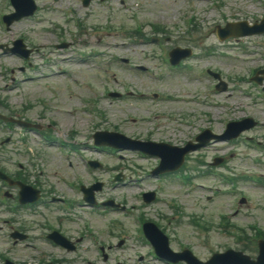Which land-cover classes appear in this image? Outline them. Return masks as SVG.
Returning <instances> with one entry per match:
<instances>
[{
    "label": "rangeland",
    "instance_id": "obj_1",
    "mask_svg": "<svg viewBox=\"0 0 264 264\" xmlns=\"http://www.w3.org/2000/svg\"><path fill=\"white\" fill-rule=\"evenodd\" d=\"M42 3L48 4L49 0H40ZM66 1H73L75 4V7L83 13V9L80 7L79 3H77V0H61L59 2V6H65ZM129 5H136L137 1H143L146 8L145 10H138L137 6L134 8V12L139 15L141 18L143 24L147 26L148 30L150 31L149 24L153 22H160L162 17H171V19L174 16V11L170 10L169 8H166L165 5H169L170 1L168 0H126ZM228 3L235 5L234 8H229L222 6V9H224L227 14H229L228 20H237V19H243L246 18L248 20H251L252 13L255 12L256 10L259 11V8H251L249 2H245L244 0H226ZM115 0L113 2L114 6L115 5ZM76 3L79 5V7L76 5ZM88 8V7H87ZM90 10H92V14H90V18L93 20H105V16L108 15V12L106 9L101 8L99 5L94 4ZM7 11L6 8H2L1 14ZM48 14V13H47ZM198 30H193L191 35L192 36H182L183 39L178 43L179 46L186 47L189 44H192L194 47L198 46L199 44H204V43H210L211 41H215L214 35H211V28L216 24V23H223L224 20H221V18L218 16V13L214 11H209L206 13L201 12L200 15H198ZM111 21L116 24L118 21L125 19L124 17H120V13H116L115 15H110ZM174 21V19H172ZM129 24V22H127ZM13 26L16 28L10 33H5V35L0 31V40H8L10 37H15L18 34L22 33L21 31H26L27 28L30 26L32 27L33 25H25L24 21H21L20 23L17 22ZM133 26V24H132ZM30 27V29H31ZM29 29V30H30ZM145 30V28H144ZM44 33H39L36 37V40L31 39L30 44H32L30 47L36 48L39 43L44 42L43 39ZM47 36V34H46ZM50 37V36H49ZM191 38H194L191 42L189 40ZM42 40V41H41ZM50 42L43 44L42 48L43 51L41 53H34L32 56H37L40 58L42 65L37 67L39 69H48V63L44 62L42 60L44 57L48 58V53L51 52V50L56 51L52 47V43L55 41V37L52 36L48 38ZM9 41V40H8ZM152 46H146V44L142 46L136 47L135 45L128 44L126 48L124 49H116V51L123 56H126L130 59L131 62L136 63V64H144L146 66L156 68L157 70H160V67L158 66V58H157V52L152 49ZM57 52V51H56ZM58 53V52H57ZM72 60H75V58H71ZM48 61V59H47ZM199 61L202 63L200 66H202L204 63L209 62L213 65V68L219 67V65H225L226 67L232 66L236 67L238 66L235 71L232 74H228L224 71L226 75L231 77L232 83H230V86L234 83H237L239 85L245 86V84L242 82L243 79L242 77L236 78L237 75H242L245 71H247L246 64H241V63H234L229 60H220V59H212V58H201ZM23 61L15 55L7 56V62L6 66L8 67V74L7 76H2L0 74V84H4L3 81H7L10 83V80L8 79L9 74V67H12L14 69V76L16 79L14 80L15 83V89L11 91V87L7 88L9 91L3 92L0 91L1 96L5 95V98L8 100L11 99L12 93H16L17 99L15 100V104L17 107H20L22 102H25V100H30L32 102V105L36 101H40L41 97L45 98L44 96H49L48 91L46 90L44 84H48V80L45 77H38L35 80H30L28 77L25 76L23 78L20 76V72L16 70V66L21 64ZM2 63V62H1ZM58 64H55L54 67H57ZM75 66V64H74ZM114 66V65H112ZM117 68H122L120 64H117ZM244 69V71H243ZM29 74V72H27ZM87 76H84L83 73L80 74L79 77V82L83 84V81L88 77L92 78L93 76H96L97 73H95L92 70H88ZM200 74H205L204 70L199 71ZM4 74V73H3ZM6 74V73H5ZM119 74V73H118ZM126 74V73H125ZM125 76V75H122ZM171 80H168L166 77H163L162 80H157V81H145L143 78H140L143 80V83H146L148 88L155 87L154 89H158L161 93L167 92L170 89H173L175 93H183V91L193 93L195 89H200L202 92H205L203 90V86L201 84H196L195 82H191L190 84L184 83L180 77L178 80H180L181 84H175L174 83V78L172 75H170ZM249 77V76H247ZM7 78V80H5ZM23 78V79H22ZM140 79H137L133 77L132 84H136L139 86H143L144 84L140 82ZM59 80L62 82L60 87L58 89L61 92V96L58 99H54L55 107L53 110L46 111L45 109H42L43 112H45L46 116L56 112L63 114V112L60 110L64 107H78V110H76L74 113L76 118H74L72 121H75L77 123V126L80 131L88 132L89 129L92 126V122H98V120L92 121L89 120L86 125H82L83 120L81 119V111H80V103L77 100H74L73 102L66 101L67 98L64 96V83L67 80L64 77H60ZM112 85L113 83H109ZM36 85H39L36 87ZM208 82L204 84L205 89L207 88ZM115 87V86H114ZM117 88V87H116ZM190 90V91H188ZM63 92V93H62ZM254 94L257 92L256 90L253 91ZM8 93V94H7ZM230 94L227 96L225 95L226 93L223 94H218L216 97L212 96L213 99L219 98L220 100L223 101L224 104H226V108H228L227 114H221L220 117L222 118H229V117H234V118H242L245 115H251L255 118H258L261 122V125L257 126L256 128L250 130L247 134L255 136V138L258 141H261V143L264 145V95H261L260 97H255V100L252 101L250 97L247 96H242L241 92H239L237 89H232L230 87ZM98 92L96 95L98 96ZM103 94V93H101ZM208 98V95H207ZM64 99V101H62ZM256 102V103H254ZM147 106L151 107V105L147 104ZM122 107H126L125 103L121 102H115L111 106V113L109 115L108 111V117L109 119L106 120L105 122L101 123L102 126H107L111 125L114 122H119L123 119L121 115H123ZM163 107L161 105L158 106V108ZM38 108V109H37ZM40 105L37 103L36 106L33 108L31 111L32 113H29V115H32L34 119L37 121H40V116H38L37 110H40ZM120 108V109H117ZM128 110H130V107H126ZM190 106L188 107V109ZM243 109L242 110H238ZM116 111L115 115L114 112ZM135 116L144 114L143 112H135ZM214 114V113H213ZM234 114V116H232ZM214 118H217V121L215 119H212V127L215 130H220L221 128V118L219 115L216 113L213 115ZM222 118V119H223ZM40 122H46V119L41 120ZM64 122V121H63ZM197 123H201V120H197ZM150 124H147L146 127H148ZM68 126V123H66L64 128H61L58 124V127L61 128L63 132L66 131V128ZM191 127V126H189ZM185 126L184 128L175 130L168 128L162 129L161 136L163 138H166L168 140H173V141H178L182 142L184 141L188 136L192 134L193 129ZM193 136H190L189 138H192ZM174 145H177L174 143ZM233 149L236 150V155L232 157V160H230L228 165L233 167V170L238 174L242 175L246 173L247 175H255L259 176V172L264 173V164L263 162L258 163V162H253L252 157L254 155L258 154V149L255 147H249L245 143L242 144V141L239 140L235 146L230 145ZM51 150V149H48ZM52 151V150H51ZM207 156L202 157L201 160L208 161L210 160V155L213 153V149L211 147L207 148L206 151ZM52 155L56 158V160L59 159L58 155L54 152H52ZM196 157H198L197 153H193L189 159L190 162H195ZM262 159V157L260 156ZM260 159V160H261ZM45 164L48 167V159H46ZM240 162L241 164L235 165L236 163ZM199 165V164H196ZM185 171V169H182L181 172ZM135 178H141L144 182V186L146 188H153L154 185L152 181H149L148 179H143V177H137L132 175L131 179ZM211 181H215L213 178H211ZM239 191L244 193V196L247 198L246 203L241 205L240 211L238 214L233 215L231 214L234 211V208L232 207L231 203L235 200V194H230L228 193L227 195H213L211 196V193L205 192L202 190H195L190 193V195H184L182 192V196L179 195L177 187L174 186V188L171 185H168L165 189V195L171 196L174 195L176 196L177 199H182L184 202V207H186V211L188 216H176L173 219L174 227L178 231V234H184V240L185 242H189L191 244L192 249L194 250L195 254L197 255L198 258L206 260L208 257H210V254L212 251H223L227 247H231L234 249H242V243H237L236 241L233 240V236L231 233L224 232L222 233L219 229V216L218 213L222 212L224 215L229 219L230 223L233 225H238L246 229L247 234L251 236L250 230L247 228V223L252 222V221H257L260 226L264 229V185L260 183H256L251 181V179H240L238 180V184L236 185ZM106 191H104L106 194L109 195H114V196H127L129 201H134L133 197L136 195L137 188L134 186H125L124 188L119 187V186H110L107 185L105 188ZM210 196V197H209ZM212 199V201L210 200ZM155 208L161 209L166 211V207L162 204L155 205ZM150 211L154 212L153 207H150ZM23 215L30 218V219H36V226H32V224H28V231L33 235V238L31 239V245L34 246V249L31 250L29 244L25 243H19V244H14L11 245L10 241L6 239L5 236V231L0 230V249L4 250L5 248H9L7 254L14 256L17 259H26L29 261L35 262L36 259V254L40 253V256L42 258L48 259L47 257V252H51L55 255L62 254L63 252L57 248H54L50 244H47L44 240V234L45 230H41L38 223H43L44 222V217L42 214H32L29 212H23ZM160 216V214H157ZM24 216L20 217V220H24ZM192 216H197L195 219L196 222H199L201 220H207L206 225H209L207 230H202L199 229L198 227L195 226V223H191V217ZM190 218V219H189ZM128 222H131V217L128 216L126 217ZM97 223L100 225L101 234L103 235L104 240H111L116 242V231L120 229L119 227H112L108 225V222L106 219H101L96 217ZM164 223H167L168 220L162 219ZM176 222H179V224H176ZM173 225V224H171ZM196 227V228H195ZM133 228V224H130L129 231H131ZM110 230L109 233L107 230ZM229 229V228H228ZM232 229V228H231ZM125 230L127 228L125 227ZM142 236V235H141ZM139 237V235H138ZM208 242H205L207 241ZM82 244V242L79 244V246ZM139 245H143L139 241H136L133 239L132 235L128 236L126 235V239L124 240V244L117 246V248H114V251L109 254V257L104 260L100 254L97 253L95 250V247H91L86 254L91 256L92 258L95 259L98 264H115L116 260L122 261V264H138L137 263V255H135V252L140 250L143 253L145 252V247L139 248ZM178 246V244L175 242L173 243V246ZM134 246V247H133ZM247 250L245 251L246 253L250 255H255V245L251 244L250 247L246 248ZM44 250V251H41ZM67 253V252H66ZM69 255H76L74 252L67 253ZM77 262H81L80 258H77ZM149 264H155L154 261L149 262Z\"/></svg>",
    "mask_w": 264,
    "mask_h": 264
},
{
    "label": "bare ground",
    "instance_id": "obj_2",
    "mask_svg": "<svg viewBox=\"0 0 264 264\" xmlns=\"http://www.w3.org/2000/svg\"><path fill=\"white\" fill-rule=\"evenodd\" d=\"M172 108H173V107H172ZM63 119L68 120V119H70V116H69V115H64V116H63Z\"/></svg>",
    "mask_w": 264,
    "mask_h": 264
}]
</instances>
